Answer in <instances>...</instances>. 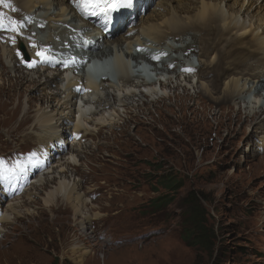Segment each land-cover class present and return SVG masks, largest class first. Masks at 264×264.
Instances as JSON below:
<instances>
[{"label": "bare ground", "instance_id": "obj_1", "mask_svg": "<svg viewBox=\"0 0 264 264\" xmlns=\"http://www.w3.org/2000/svg\"><path fill=\"white\" fill-rule=\"evenodd\" d=\"M79 2H0L14 12L16 19L26 16L18 20V27H35L28 36L36 38L45 30L48 33L47 41L38 36L31 42L0 35V94L9 89L8 100L17 99L14 118L24 101L26 109L20 125L25 130L21 140L26 145L33 144L35 155L28 158V153L23 152L22 157L1 163L5 178L0 180V236L16 218L35 213V208L26 206L36 202L35 198L50 209L62 200L74 212V219L88 228L89 221L100 214L90 213L88 203H93L86 199L78 173L88 155L99 149L95 137L131 132L130 122H137L141 114L157 113V106L170 112L169 105L175 103L181 111L183 103L190 99L213 113L214 118H219L224 109L243 110L242 117L248 123L246 152L262 154L264 162V14L258 16L256 12L264 11V0H135L129 11L116 17L98 9L95 15L83 12L77 7ZM147 11H152L148 18ZM0 18L5 19L2 11ZM137 19H141L139 27L135 26ZM188 35L190 40L182 38ZM166 39L181 40L182 46L169 44L167 50L163 49ZM21 42L31 62L35 61L34 67H28L29 63L18 55ZM154 44L158 45L156 52L161 53L157 57L151 56ZM195 45L199 46L195 55L199 67L193 82L183 75L186 65L177 66L183 63L181 54L177 55L194 50ZM70 47V53L64 51ZM99 47L102 49L97 51ZM43 49L48 50V60L36 55ZM111 56L122 73L121 83L104 80L99 85L86 86L83 80L62 71L67 63L83 67L87 59ZM130 59L149 62L155 68L148 71V77H164L166 83L160 88L154 82L142 86L128 74L126 63ZM185 62L192 67L190 57ZM155 129L153 124L146 127L147 131ZM243 129L230 130L241 134ZM248 158L245 155L241 161ZM13 159L16 167L8 168ZM83 250L79 245L73 248L78 264L88 253Z\"/></svg>", "mask_w": 264, "mask_h": 264}, {"label": "rangeland", "instance_id": "obj_2", "mask_svg": "<svg viewBox=\"0 0 264 264\" xmlns=\"http://www.w3.org/2000/svg\"><path fill=\"white\" fill-rule=\"evenodd\" d=\"M3 8L11 11L0 4V11ZM11 12L6 13L17 21ZM151 12L147 11V18ZM256 12L264 14L263 9ZM25 17L20 16V21ZM5 19L12 30L11 19ZM140 24L137 19L135 26ZM18 28L26 36L35 29ZM46 31L39 32L42 40L48 39ZM7 33L15 37L18 30ZM182 38L191 39L189 35ZM165 42L166 50L169 44L182 46L178 39ZM154 45L156 52L158 45ZM198 48L195 45L194 50L179 53L183 63L177 66L184 67L191 54L197 56ZM64 51L70 53L72 47ZM6 92L0 94V159L23 156V152L35 156L33 144L21 140L26 105L23 101L14 118L17 99L10 102ZM157 107V113L141 114L137 122L131 121V132L97 135L94 140L99 149L79 167L86 199L93 203L88 208L90 213L100 214L99 218L90 220L85 229L62 200L50 209L35 198L36 202L26 205L36 209L35 215H22L3 229L0 264H78L73 253L76 245L88 251L82 264H264V162L262 154L246 152L248 123L243 110L224 109L214 118L190 99L181 111L175 103L169 105L170 112ZM149 124L157 129L147 131ZM242 126L241 134L230 130ZM245 155L248 161H241ZM167 176L182 184L172 195H166L167 190L156 183ZM191 193L203 200L208 213L205 221L216 233L211 254L182 239L189 225L185 200ZM158 196L173 201L163 214H148L144 208ZM61 209L67 211L61 213Z\"/></svg>", "mask_w": 264, "mask_h": 264}, {"label": "trees", "instance_id": "obj_3", "mask_svg": "<svg viewBox=\"0 0 264 264\" xmlns=\"http://www.w3.org/2000/svg\"><path fill=\"white\" fill-rule=\"evenodd\" d=\"M169 194L172 195L177 191L182 184L175 178L167 176L162 177L156 182ZM172 198L169 200L168 196H158L153 199L144 209L148 214H163L172 203ZM188 206V223L185 236L182 238L187 244H193L200 247L203 251L211 254L215 250L216 233L213 227L209 228L205 219L208 216L203 200L198 198L195 193H191L185 200ZM192 241V242H191Z\"/></svg>", "mask_w": 264, "mask_h": 264}, {"label": "snow or ice", "instance_id": "obj_4", "mask_svg": "<svg viewBox=\"0 0 264 264\" xmlns=\"http://www.w3.org/2000/svg\"><path fill=\"white\" fill-rule=\"evenodd\" d=\"M2 2V0H0ZM134 5V0H80V2L77 4V7L81 9L83 12H88L91 15H95L96 11L95 9H98L101 12L109 13L111 11H116L118 9H130ZM93 10V11H90ZM17 21H12V25H16ZM0 27H3L2 24H0ZM13 31H17L18 29L16 27H12ZM35 47V45H34ZM47 49H43L41 51H38L36 53L37 56L41 57L42 60H48L50 57L47 55ZM35 61L28 64V67H34ZM185 71H194L193 69H185Z\"/></svg>", "mask_w": 264, "mask_h": 264}]
</instances>
